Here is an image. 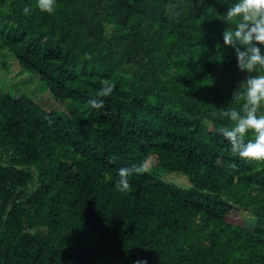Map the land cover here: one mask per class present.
<instances>
[{
  "label": "trees",
  "instance_id": "1",
  "mask_svg": "<svg viewBox=\"0 0 264 264\" xmlns=\"http://www.w3.org/2000/svg\"><path fill=\"white\" fill-rule=\"evenodd\" d=\"M235 2L0 0V56L41 84L37 100L0 84V264H264V163L217 131L264 75L224 44ZM146 158L156 172L118 191Z\"/></svg>",
  "mask_w": 264,
  "mask_h": 264
},
{
  "label": "clouds",
  "instance_id": "2",
  "mask_svg": "<svg viewBox=\"0 0 264 264\" xmlns=\"http://www.w3.org/2000/svg\"><path fill=\"white\" fill-rule=\"evenodd\" d=\"M223 3V0H221ZM56 0H37V7L42 12L52 14L55 11ZM32 9L25 6L23 14L31 13ZM227 24L234 23V29L226 28L223 41L234 48L238 69L246 73L264 72V0H236L224 14ZM85 59L91 55L85 53ZM102 87L97 96L108 97L115 89V83L107 79L101 81ZM244 91L234 92L232 100L239 102L242 110L229 109L223 113L234 122L231 127H222L217 131L229 142L231 152L249 162L264 163V113L260 112L264 103V75H249L245 82ZM91 109L104 108L103 100H89ZM248 132L254 133V140H245ZM115 158H113L114 162ZM152 165L146 158L138 165L121 167L118 170L116 188L122 193L131 191L129 177L133 174L150 173ZM134 264H148L147 259H137Z\"/></svg>",
  "mask_w": 264,
  "mask_h": 264
},
{
  "label": "rangeland",
  "instance_id": "3",
  "mask_svg": "<svg viewBox=\"0 0 264 264\" xmlns=\"http://www.w3.org/2000/svg\"><path fill=\"white\" fill-rule=\"evenodd\" d=\"M0 84L19 94H27L29 97L39 99L40 82L28 73L21 70L13 54L4 49L0 56ZM152 173L156 170L152 168ZM176 184H182L183 179L178 176L167 178Z\"/></svg>",
  "mask_w": 264,
  "mask_h": 264
}]
</instances>
